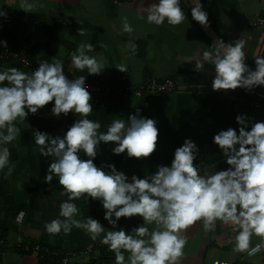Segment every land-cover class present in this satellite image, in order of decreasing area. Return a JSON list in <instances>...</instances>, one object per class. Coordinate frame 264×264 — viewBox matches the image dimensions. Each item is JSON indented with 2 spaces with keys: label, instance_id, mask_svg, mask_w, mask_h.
Instances as JSON below:
<instances>
[{
  "label": "crops",
  "instance_id": "crops-1",
  "mask_svg": "<svg viewBox=\"0 0 264 264\" xmlns=\"http://www.w3.org/2000/svg\"><path fill=\"white\" fill-rule=\"evenodd\" d=\"M152 0H35L32 10L20 9V0H0V41L7 47L26 49L38 64L53 57L64 61L66 75L75 78L86 75L87 82H113L125 78L132 85H139L148 77L159 82L172 79L177 91L137 97L133 95L112 99L99 105L93 104L89 118L101 123L100 131H107L114 119L139 113L157 121L160 130L157 150L145 158H129L126 153L112 152L115 142L101 144L96 163H115L119 170L131 177H143L154 172L159 164H170L174 151L186 138L194 140L200 149L196 163L217 170L227 168L225 157L214 135L221 129H239L237 115L247 114L253 121H264V85L214 91L211 86L214 66L195 70L197 59L203 52L214 49L213 41L206 35L198 21L191 17L192 1L181 0L187 19L179 25L150 24L147 12L141 14ZM209 14V27L225 42L245 41L246 63L253 69L255 59L264 57V0H201ZM123 17H127L134 31H123ZM85 29L81 35L79 29ZM80 43H92L90 55L103 58L106 68L100 74H89L72 67L71 53ZM130 44H135L133 49ZM117 65H124L121 71ZM16 67L3 62L0 71ZM29 73V72H27ZM262 105L256 107L254 104ZM53 102L38 113L18 120L20 133L7 146L11 151L14 170L7 175V168L0 172V237L14 244L18 236L26 242L40 243L53 250L72 253L70 264H115V252L105 248H87L97 243L82 228L73 227L70 233L50 234L45 228L48 221L59 216L60 202L67 199L58 178L49 184L45 181L51 156L39 152L35 143L36 130L53 135L62 134L79 114L67 116L51 114ZM85 158H87L85 156ZM80 214L99 219L105 230L112 226L104 219V208L99 200L80 198L76 201ZM25 213L22 224L16 219ZM63 219V218H61ZM142 217L121 218L119 223L131 230L142 223ZM152 228L155 225H147ZM237 226L216 221L213 231L206 232L197 221L186 230L187 243L177 264H264V237L253 236L250 247L261 245V250L250 257L248 252L235 251ZM103 235V234H102ZM0 264H43L35 255L25 254L11 247L0 249Z\"/></svg>",
  "mask_w": 264,
  "mask_h": 264
},
{
  "label": "clouds",
  "instance_id": "clouds-1",
  "mask_svg": "<svg viewBox=\"0 0 264 264\" xmlns=\"http://www.w3.org/2000/svg\"><path fill=\"white\" fill-rule=\"evenodd\" d=\"M191 17L201 25L209 23V14L201 0ZM35 0H20V9L30 11ZM147 12L150 24L179 25L187 19L181 0H152L141 14ZM6 13L0 10V16ZM123 31H134L127 17H123ZM85 29H79L81 35ZM7 47V41H0ZM214 49L203 52L195 60V70L214 66L211 86L214 91L247 90L264 85V57L255 59L253 69L246 61L245 41L213 42ZM135 49V44H130ZM92 43H80L71 53L72 67L89 74H100L105 68L103 58L90 55ZM126 71L124 65H117ZM93 99L86 75L69 78L64 61L53 57L44 60L31 73L16 67L0 71V172L7 168L11 175V151L7 146L20 133L18 120L36 114L50 102L51 114L60 116L76 113V119L62 134L53 135L36 130L35 143L39 152L54 159L44 177L47 183L58 178L67 199L60 202L59 216L46 222L50 234L70 233L73 227L84 229L93 240L115 252V264H177L187 243L186 230L197 221L206 232L213 231L216 221L237 226L235 251L253 254L260 245L250 247L252 237H264V121H253L247 114L237 115L239 129H221L213 137L228 167L209 170L196 163L200 149L191 138L177 147L170 164H159L154 172L143 177L128 176L115 163L97 164L101 144L115 142L112 152L126 153L129 158L150 157L158 146L160 130L157 121L139 113L127 119H114L107 131H100L101 123L89 118ZM85 156L87 158H85ZM99 200L104 208L105 225L93 216L77 219L80 209L76 201ZM142 217L143 222L128 228L121 226V218ZM63 218V219H61ZM155 225L150 228L147 225ZM103 234V235H102Z\"/></svg>",
  "mask_w": 264,
  "mask_h": 264
},
{
  "label": "built area",
  "instance_id": "built-area-1",
  "mask_svg": "<svg viewBox=\"0 0 264 264\" xmlns=\"http://www.w3.org/2000/svg\"><path fill=\"white\" fill-rule=\"evenodd\" d=\"M3 62L14 63L31 73L35 70L39 64L32 57V55L26 49L13 50L9 47H3L0 45V67ZM89 86V91L92 94V103L98 105L102 102H107L112 99H121L125 96L133 95L137 97L147 96V95H158V94H171L177 91L178 87L174 80L167 79L163 82H159L156 78L148 77L139 85H132L125 78L118 81L99 83V82H87ZM249 94L256 93L252 90H246ZM254 104L253 106H260ZM25 213H20L17 216V223L22 224ZM107 245H104L100 240L90 245L87 248V252H91L93 249L105 248ZM11 247L13 249L19 250L25 254H31L37 256L43 264H70V258L72 253L62 250H53L46 245L40 243L26 242L24 236H18L14 244H9L7 241L0 237V249ZM260 249L253 254L248 255L250 257L258 253ZM218 264V263H217Z\"/></svg>",
  "mask_w": 264,
  "mask_h": 264
},
{
  "label": "water",
  "instance_id": "water-1",
  "mask_svg": "<svg viewBox=\"0 0 264 264\" xmlns=\"http://www.w3.org/2000/svg\"><path fill=\"white\" fill-rule=\"evenodd\" d=\"M192 1V0H189ZM200 24V23H199ZM201 25V24H200ZM206 35L214 42L216 40H219L218 35L213 31L211 27L208 25H201Z\"/></svg>",
  "mask_w": 264,
  "mask_h": 264
},
{
  "label": "trees",
  "instance_id": "trees-1",
  "mask_svg": "<svg viewBox=\"0 0 264 264\" xmlns=\"http://www.w3.org/2000/svg\"><path fill=\"white\" fill-rule=\"evenodd\" d=\"M108 102V101H107ZM99 105V104H98Z\"/></svg>",
  "mask_w": 264,
  "mask_h": 264
}]
</instances>
